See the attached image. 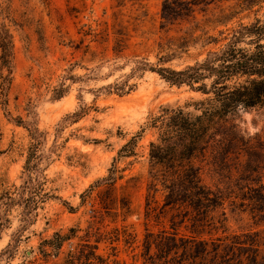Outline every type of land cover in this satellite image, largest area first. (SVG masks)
Instances as JSON below:
<instances>
[{"label":"rangeland","instance_id":"374dc122","mask_svg":"<svg viewBox=\"0 0 264 264\" xmlns=\"http://www.w3.org/2000/svg\"><path fill=\"white\" fill-rule=\"evenodd\" d=\"M256 20L264 22V0H0V29L13 51L9 67L0 62V202L23 182L32 122L41 132L45 188L56 196L27 227L18 205H0L8 218L0 264H144L145 241L153 255L157 236H169L179 220L163 206L165 190L149 189L152 119L164 107L195 116L206 95L148 69L134 72L136 61L181 69ZM205 140L193 162L204 183L224 193L212 215L225 219L207 231L256 232L264 254V218L241 204L250 187L264 184V106L226 117ZM186 223L180 233L189 234ZM56 233L66 238L53 248Z\"/></svg>","mask_w":264,"mask_h":264},{"label":"trees","instance_id":"16d2710c","mask_svg":"<svg viewBox=\"0 0 264 264\" xmlns=\"http://www.w3.org/2000/svg\"><path fill=\"white\" fill-rule=\"evenodd\" d=\"M209 38L215 40V37ZM12 55L11 36L2 27L1 64L9 67ZM147 69L171 84L187 85L206 97L196 104L200 113L195 116H190L180 107H164L152 119L158 136L156 142L150 143L149 189L158 191L156 187L160 185L165 190L163 206L174 210V216L179 220L171 221L172 232L169 236H157L153 255L149 254L151 243L145 241L147 257L144 264H264V254L260 253L259 235L256 232L212 236L207 231L208 228L217 227L215 222L220 226L225 220L214 221L212 215L222 205L224 193L204 183L200 167L193 162L197 153L205 151V139L213 126L240 109L264 106V22L256 20L238 25L219 49L209 51L202 60L181 69L136 61L133 71ZM62 88L57 94L58 98L63 95ZM15 122L25 124L21 118ZM25 126L33 142L24 164L23 182L5 192L2 196L5 202H0V205L7 208L18 205L20 220L27 227L33 223L40 204L56 196L45 188L44 155H37L41 132L35 122ZM115 170V167L110 168L109 182L115 181ZM248 190L242 194L241 204H248L254 216L264 218V184L259 181ZM150 197L154 196L147 198V214L153 210ZM185 222L189 234L178 230V223ZM6 223L8 218L0 215V227ZM55 236L57 240L52 247L58 248L66 236L60 233Z\"/></svg>","mask_w":264,"mask_h":264}]
</instances>
